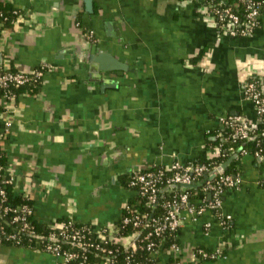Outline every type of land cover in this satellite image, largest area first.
<instances>
[{"label":"crops","instance_id":"crops-1","mask_svg":"<svg viewBox=\"0 0 264 264\" xmlns=\"http://www.w3.org/2000/svg\"><path fill=\"white\" fill-rule=\"evenodd\" d=\"M0 3L19 11L15 22L0 21V64L22 71L47 65L35 90L0 98L5 160L16 192L32 198L41 221L114 225L136 196L126 183L131 170L217 153L207 140L219 117L256 116L243 84L264 75V20L252 34L232 36L217 31L199 0ZM99 51L122 67L92 72ZM238 163L243 182L223 193L231 224L212 211L187 213L177 233L182 264H264V164L252 154ZM196 246L219 247L222 255L194 259ZM169 257L163 252L158 264ZM0 264L59 260L0 243Z\"/></svg>","mask_w":264,"mask_h":264},{"label":"built area","instance_id":"built-area-1","mask_svg":"<svg viewBox=\"0 0 264 264\" xmlns=\"http://www.w3.org/2000/svg\"><path fill=\"white\" fill-rule=\"evenodd\" d=\"M199 1L213 16L219 33H227L232 36L250 35L264 20V0H234L230 4H225L224 0ZM240 10L243 13H240ZM14 11L19 12L18 9H14ZM89 35L90 37L94 36L93 30L89 32ZM41 74L42 72L36 69L33 71L9 70L8 67L0 65V87L5 90L4 96L7 98L16 97L17 94L11 89L12 85L24 84ZM263 80L264 75L258 74L243 84L244 96L252 102L256 116L250 118L243 113L224 115L219 117L216 128L229 125L233 128L234 135L244 140L257 136L258 124L264 121ZM217 148V153L223 149L219 145ZM228 154H232V157L252 154L260 163L264 164V150L260 147L251 152L243 146L237 149L230 145L224 149V155ZM160 164L173 171L165 180L163 169L159 171H139L136 169L131 184L138 186V191L146 196V205L152 209L160 203L161 193L170 192V196L161 202L165 211L155 214L151 213L149 209H133L128 201H125L123 206L126 207L127 214L122 217L123 224H132L136 229L127 234L120 233L119 223L102 225L99 228H93L91 225L76 227L72 217L55 221L54 226L57 228L55 231L39 233L30 221V215L34 212V205L25 202L19 205L9 203L5 185H0V243H3V238L19 240L21 233L39 237L46 243L43 248L35 250L51 253L58 258L59 264H72V262L75 264H95L86 252L90 248L95 256L102 258V264H118L116 254L121 245L127 251L125 255L127 264H144L145 262L142 261L133 262L139 249H144L152 257L161 255L163 252L171 256L179 255L182 250L181 244L175 240L171 242L169 248L165 249L164 239L167 233L177 235L184 224L187 213L197 218L206 211H212L223 226L231 224V214L225 213L222 209L223 193L228 188L241 186L243 182L242 173L225 172L226 163H216L210 166L203 162L182 161L179 158H174L169 163ZM0 181L4 184H12L16 191V177L9 163L6 162L5 156L0 159ZM199 182L201 183L199 193L185 189L188 185ZM260 182H264V179H261ZM177 187L183 189L179 190ZM23 195L29 197L28 194ZM16 223L19 225L16 226ZM6 224H14L15 228L8 231ZM210 226V221L204 223L206 233L209 232ZM87 233L92 235L87 237ZM111 243L117 245L114 246ZM64 244L77 245L84 250L65 248ZM191 255L194 259L207 260L221 256L222 250L219 247L213 250L195 247L192 249ZM173 264L182 263L181 260H178Z\"/></svg>","mask_w":264,"mask_h":264},{"label":"trees","instance_id":"trees-1","mask_svg":"<svg viewBox=\"0 0 264 264\" xmlns=\"http://www.w3.org/2000/svg\"><path fill=\"white\" fill-rule=\"evenodd\" d=\"M225 4H230L233 3L234 0H224ZM241 7V6H240ZM242 8V7H241ZM240 8V9H241ZM15 8H12L10 6L4 5L0 3V21L3 24H9V23H13L17 20L19 12H15L14 11ZM240 13H243L242 10H240ZM1 65V64H0ZM3 66V65H1ZM47 68V65L45 64H41L40 66H37L35 69L36 70H40L42 72L41 75H38L36 78H33L30 81H27L24 84L21 85H12L11 89L16 93L19 94L22 90H35V88L38 87V85L41 83L43 74L45 69ZM9 70H16L15 68L12 67H8ZM264 81V80H263ZM5 94V90L0 87V98L2 96H4ZM1 109V106H0ZM218 132H220V135H218ZM210 135H212V137H209L207 140V144L208 145H212V146H221L222 151H219V153H215L212 156L209 155H200L199 157L195 158L194 161L195 162H203V163H207L210 166H213L216 163H227V167L225 169V172H230V173H242V170L239 166L238 163V157L234 156L232 157V154H228V155H224V149L226 147H229L230 145H233L234 147H236L237 149L241 146H243L244 148L250 150L251 152H254L257 148H263L264 150V121H261L258 124V134L256 137L252 138V139H240L239 137H236L233 133V128L229 125H224L223 127H219L214 129L212 132H209ZM5 155V149L3 146V137L0 131V159ZM232 158V159H231ZM229 159H231L229 161ZM229 161V162H228ZM160 169L164 170V180L173 172L172 170L166 169L165 165L163 164H154L151 165L149 167L143 168V169H139V171H146V170H154V171H159ZM136 173V170H131L128 175H127V185L131 188H133L134 190H136V196L134 198H131L128 200V203L132 206L133 209H140V210H146L149 209L151 211V213H163L165 211V208L161 205L163 202V200L167 197L170 196V192L168 191H164L163 193L160 194V200H159V204H157L153 209L150 207H148L146 205V196L142 195L139 191H138V186L137 185H132L131 181L134 178V175ZM165 182V181H164ZM163 182V183H164ZM0 185H5V188L7 190V194H8V202L13 204V205H19L21 203H29L31 205L33 204V200L32 198L23 195L22 193H18L14 190L13 185L12 184H4L0 181ZM179 190L183 189L182 187H177ZM185 189L189 190L190 192H200L201 190V183H194L192 185H188ZM146 206V207H145ZM127 214V209L126 207L122 206V216L121 219L119 220V227H120V233H129V232H134L136 229L134 228V226L132 224H123L122 221V217ZM69 219L68 217H64V218H59L56 219L54 221H41L38 218L35 217V209L34 212L30 215V221L33 224L34 228L39 232V233H50L51 231H55L57 228L54 226V222L55 221H61V220H66ZM19 225V223H16V226ZM74 225L76 227H82L85 225L90 226V224L88 223H84V222H80L74 219ZM6 228L7 230H12L15 228L14 224H6ZM91 233H87V237L91 236ZM178 241L177 235L175 236V233H167L165 239H164V248L167 249L170 247L171 242L173 241ZM3 243H7V244H11V245H16V246H24L26 248H30V249H38V248H43L45 246L46 241L36 237V236H30L26 233H21L19 235V240H14V239H6L3 238L2 239ZM112 245L116 246L117 244H113ZM119 245V244H118ZM65 248H70V249H74V250H79V251H83L84 249H82L81 247L77 246V245H70V244H64ZM196 248H202L205 250H210L208 248L202 247V246H196ZM86 252H88L90 260H92L95 264H102V258H99L97 256H95V253L93 252V250L87 249ZM127 251L126 249H124V247H122L120 245V248L117 250V254H116V259H117V263L118 264H127L126 263V259H125V255H126ZM161 259V255H156L155 257H152L150 255L147 254V251H145L144 249H139L138 252L136 253V255L134 256V261L133 262H137V261H142L145 262L144 264H158L159 261ZM180 260V256H171L167 259V264H173L174 262ZM72 264H75V262H72Z\"/></svg>","mask_w":264,"mask_h":264},{"label":"water","instance_id":"water-1","mask_svg":"<svg viewBox=\"0 0 264 264\" xmlns=\"http://www.w3.org/2000/svg\"><path fill=\"white\" fill-rule=\"evenodd\" d=\"M85 1L87 6L90 8V6H92L93 0H85ZM91 60H92L91 68L93 69L92 72L100 71V70H114L122 67L120 63H118L115 59L111 57L110 53L105 51H99L98 53H93L91 55ZM101 80L104 81L105 79H101ZM226 167H227V163L224 168L226 169Z\"/></svg>","mask_w":264,"mask_h":264}]
</instances>
